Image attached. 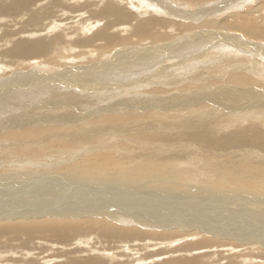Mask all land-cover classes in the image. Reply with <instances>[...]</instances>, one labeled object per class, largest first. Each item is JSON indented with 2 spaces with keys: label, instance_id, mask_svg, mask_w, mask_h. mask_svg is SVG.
Segmentation results:
<instances>
[{
  "label": "rangeland",
  "instance_id": "374dc122",
  "mask_svg": "<svg viewBox=\"0 0 264 264\" xmlns=\"http://www.w3.org/2000/svg\"><path fill=\"white\" fill-rule=\"evenodd\" d=\"M116 1L125 3L121 0H116ZM207 1L210 4H214L217 1L219 2L220 0H204V1H199V3L193 2L191 0L188 2L189 6H186L185 4H180L179 2L176 3L174 1L173 5L175 9L177 8L176 10L185 11L186 9H190L192 7H195L196 5L202 7V3ZM22 2L23 0H0V6L5 8L7 5V8L4 11L0 12V81L1 83L4 81L7 82L8 86L12 84L13 85L17 84L18 87L22 86V83L20 81L25 80L26 84L31 82L32 88L35 87L33 89H36L38 86V89H36L37 90L36 93L38 95L35 94L34 97L30 98V99L33 98L32 100L28 99L29 101L27 99L21 98L22 102L17 103V105H14V108L16 110L14 112L12 111L13 112L12 114H15L12 117V119H10V117L8 116L10 114L8 115L2 114L3 116L0 117V165H1L0 180L4 178V180L1 183L2 187H0L1 210L2 207L7 208V211H9V209L11 208H16L18 210L19 208L21 210H25L26 208L28 210H32L34 207H29V206L31 204H34V202L38 198L40 200H43L40 204L43 205H46L47 203L52 204L54 201H56V199H60L63 197L61 192L59 193V191H57L55 193H52V195L49 193L43 196V193L40 192V189H38L37 193L41 196L37 197L30 195L29 191L30 190L34 191V187H39L38 185L42 184L43 179L46 180V178L51 182V185H54L56 183L55 178L57 179V176H61L63 177V179L68 181H73V179L76 180L77 178L76 173L78 170L84 172L83 175H85L87 181L81 182L84 181V179L78 177L77 178L78 182L73 181L75 184L91 186L93 181H96L91 179L95 178V179H99L97 180L98 182H104L107 185H111L109 187L106 186L103 189H99L100 191H102L101 194H103L104 192L111 193L113 187H116L118 189L131 192L133 196L142 195L143 193L139 190V186H138L139 184L138 183L133 184L136 181L131 177H134V175L138 177H141L143 174L145 175L143 171L144 169L148 168L146 166L148 164L156 165L155 163L158 162V165L160 166V168H162L165 171V174L167 176L170 177L171 174H173L174 176L177 175L178 179L175 178L174 181L172 182L169 181V182L161 183L158 182L159 180H156L157 179L156 176L149 177V175L147 174V178L146 175L145 176L143 175L144 177L142 176L141 178H139V182L146 181V183L150 186L149 189L152 188L151 190H156V193H158V195L162 192V195L165 197V199L167 198V201H163L164 203H167L169 201V203L172 205H176L178 203L181 206L183 204L181 207L184 206L183 209L186 210L188 207L191 206V202L188 201L189 199L193 201L197 200L201 203L202 208L205 209V210L202 209L203 211L201 210L202 212H199V214L202 213L204 214L205 213L204 211H206L205 214L209 215V217L210 214L211 216H214L217 219H221L225 217V219L223 220L236 222L235 224H233V227H252V228L260 227V226L264 227V222H263L264 213H262L264 212L263 211L264 192H259L256 189H249V188L248 189L245 188V190L240 187H239L240 189L231 188L232 186L238 187V184H234L231 182L226 183V181L223 183L222 187L220 188L213 187L211 186L210 183V181L211 182L218 181L216 172L211 171L210 169L218 165L225 166L228 163H233L238 166H242L243 164L250 165L248 171L246 172L241 170L239 171L238 175L242 177V179H240L239 182H243L250 176L256 174H259L261 177H264V144L261 143V141L264 140V133L260 132V145L263 146L253 147L247 145L245 148L248 149L249 152L246 153L245 151L244 153L240 152V154L236 152H234L235 154L231 153V151L234 150L235 148L226 149L221 153L217 145L218 143H221L229 135H231L232 140L235 143H237L240 139V133L242 132L247 136H251L253 134L252 129L259 127V129H262L264 131V117L260 116V112H264V107H263L264 94L261 93V89H264L263 86L264 79L261 77V75L247 71L248 76L254 78L256 82H254L253 86H247L242 88V92H247V90L250 88L249 90H252L254 92L259 91V95H257V93L255 92L250 95L248 94L246 98L245 95L247 93H241L240 96L237 98V100L235 98V100L233 101L234 91L238 87H234L232 86V83H228L229 81L226 77L219 76V71H221L222 61H219L216 64L218 65L216 67L217 69L216 68L214 69V71H217L218 73L214 71H209L207 69L206 71L204 68L205 62H202L203 60L205 61L206 59H208L207 54L213 50H214V54L212 53L213 56L221 57L222 55L223 57L225 55V51H223L221 48H217V49L214 48L211 50L200 49V51L193 50L192 52L196 53L197 55H200L199 53L203 52L201 54H203L204 57L193 63L192 68L191 65L188 64L186 65V67H184L185 65L182 63L187 62L186 60H181L180 62L179 59L172 58L171 55L173 53V49L172 50L170 49V52H167V56H165V54L162 53V51L161 52L158 51L155 53L156 54L160 53L159 54L160 56H156L155 54L156 58L154 57H153L154 59L149 58L151 60L157 59V64L159 63L158 68L157 65L155 64L156 67L152 66L150 67L151 68L150 69L149 66H146L147 65L146 62L141 63L140 64L141 66L135 64V62L138 59L137 54L141 51L144 52L145 50H147V48L150 47L151 44L149 42L150 39H145L141 37V39L138 41L132 40L126 42L121 46L125 49V51L122 52V55H124L123 59H125L123 61L124 65L126 63H133L136 60L132 64L133 69L127 70L128 72L126 73L127 76L125 79L126 82L124 80L122 82H118V84H116L118 86H115L113 82H109L107 88H105L108 91L104 92L103 94L97 90H89V89L74 91L73 93L74 95H72V97L69 98L68 91H66L65 89L62 90L61 88H65V87H63V85H60L65 82L70 83V81H67L69 80V78L65 74L64 76H66L67 78L61 79L64 80L63 82H61V80L57 78L56 80L55 79L56 71L59 70L62 71L64 69V71L66 70L68 72L69 71L68 68H70L72 72H77L81 75H85L86 73L80 71L84 70V68L86 67H87L86 69H91V66L98 65L103 61L107 62L108 59L110 58L109 56H112L111 54L116 53L115 51L120 49V45L112 49H110L109 48L110 45H108L109 48L108 51L106 47L108 41L102 43L101 40V41H97L96 43L93 42V44L87 45L83 48H73L74 50H70L69 53V48H71L74 45L73 42L76 41L77 38L85 40V38L91 37L94 34V32L104 27L103 24L107 22V19L109 17L117 19L118 16L116 14L109 16L108 13H99L98 11H96L102 8L103 5H106L108 2L111 3L112 0H32L28 5L19 7L18 5H20ZM83 3H87V5L85 6L81 5ZM127 4H126V8L122 9L123 12L130 10L132 12H135L134 13L135 15L139 14L140 16L136 17V19L137 18L143 19L147 17V14L146 12H144L145 11L144 9L138 10L136 7H133L130 3L127 2ZM37 9H40L41 11L44 10L47 12V16L45 17V20H42L43 22L34 21L33 12ZM74 9L76 10L75 14L74 11H72ZM238 12L241 13L242 15H246V14L249 15V18H251L255 23L262 25L264 23V0L254 1V3L243 4L241 8L237 7V9L226 8L225 10L220 11L219 18L221 20H224L226 19L225 17L226 15L233 14V16H237L238 21H241L240 20L241 17L236 15ZM153 14H155V12H153ZM163 18H165L167 22L171 23L169 26V31L171 32L169 36L171 38L170 40H168L169 39L168 36L165 41L168 40L171 41V43L174 42L176 43L178 39H180L178 41H184L187 38L186 37L188 33L187 31L192 29L190 27L187 28L186 27L187 25L198 24V23L202 24V22L205 21L204 20L205 18L206 20H208V18L210 17H208L207 15V17L205 18L204 17L201 18L200 21H192V22L185 21L184 19L181 20L179 17H175L172 15L168 17L167 15H165V17ZM137 20H138L137 22L140 21V19ZM88 21H91L90 25H92V27L89 28L88 31H85L82 29V27L87 26L86 22ZM123 23L124 22L118 23L116 26L110 29V32L112 33L115 30L116 31L115 34H118L120 36L121 35L125 36L126 34H128V31L126 33L125 30L120 29L119 27V24H123ZM129 23L130 22H127L125 26H129L131 28V25ZM218 24L220 25L219 27L213 26L206 28L204 27L205 25L204 24L202 25L203 27H200V29L197 28L191 31L204 30L207 33L208 31L212 30L211 32L214 35L213 37L214 39L212 41L214 45L217 42V40H220L219 43L225 41L223 43L224 45L225 43L231 45V43L234 42L232 36L246 37L249 39L251 44L252 41L261 45L264 44V40L262 38L248 36L247 32H245V30L243 29L239 28L240 31L233 29L230 30L227 27H223L224 23L222 25L220 23ZM180 28H183L184 30ZM33 31H37V32L34 34L30 33ZM22 38L23 39L28 38L27 40L31 39V41L39 40V42L50 43L52 45V50H55L56 47L64 46L68 48V50L63 52L65 54L64 56H66L67 59H69L70 57L71 60L69 63H64L63 61L66 59V57H62V60L60 59V55H62L63 53L60 54L59 56H56L55 54H53L54 52L50 55L51 57L54 56L50 62L41 61L42 59L48 56L43 53H40L38 55L26 53L23 56H21V54H17L18 56H16L15 54H12L13 52H11L13 49L12 44L16 40ZM158 43L161 44V42ZM210 43L212 42L210 41L209 43H205L203 47L209 48L211 45ZM99 45L105 47V48L103 47V49L100 50V51L104 50L103 52H100V54H98ZM127 46L131 47V50ZM125 47L128 49H126ZM9 48L11 51H9ZM135 48L136 50H134ZM113 49H115V51ZM126 50L127 53L130 55L126 53ZM261 52H262V47L260 50L256 51V54H261ZM66 54H70L71 56H67ZM175 56L179 57V54L177 53L175 54ZM241 58L242 59L238 58L237 61L239 60L241 62L245 61L246 58L248 59V55L247 57L245 55H241ZM162 59H164V61ZM158 60L161 61L158 62ZM233 60H231L230 62H232ZM20 61L23 63L18 64L21 63ZM51 63L54 66H51ZM46 64H48L49 70L48 68L45 67ZM138 66L139 68H137ZM181 67L184 69L182 70ZM185 68L187 69V71L185 70ZM196 68H199L198 72L194 70L196 71V73L193 72H191V74L187 73L188 70L191 71ZM168 69H170L171 71L173 69H176L177 71H172V73H174L177 76V78L173 80L168 79L162 81L161 79L163 77L160 76V73L165 72ZM199 71L201 76L204 75L203 77H209V78L203 81L202 79L195 80V75L198 74ZM202 71L204 72L202 73ZM236 71L238 73L243 72V70H236ZM236 71L233 70L234 76L238 75ZM154 72H158V73H156V75L153 76ZM178 73L181 74L179 75ZM74 75H76V73H74ZM146 75L148 77H150L149 75H152V77L148 79ZM143 78L145 79V82L147 80V82L144 84H143L144 81H142ZM261 79L262 82L260 81ZM78 80L79 79H74V81H78ZM155 80L156 81L161 80V81H159L158 83ZM223 80H225L226 82L225 81L223 82ZM219 81H220V85H217L219 84ZM168 82L169 84H167ZM1 83H0V98L2 99L4 97H8L10 94H8L9 91L5 89L6 86L3 88L1 86ZM42 84L44 86H47L48 88L50 87L52 91L48 89L39 90L41 89L39 87ZM216 86L217 89L218 87L221 86H223L222 89L223 88L224 89L221 90V94L219 95V98L206 99L205 104L207 106L201 105V103H197L193 105L189 103L182 104L181 97L183 95H184L183 99H186L191 102L198 96L199 93H204L209 90H212ZM52 87L54 89H52ZM229 88L230 90H228ZM118 89L119 91H117ZM111 90L114 92L117 91L118 94H114V92H111ZM12 94H14V92H12L11 95ZM44 95L45 98L47 96L46 99L43 98ZM121 98L123 99L122 101H120ZM173 98L175 99L174 101H172ZM35 99L37 101H35ZM229 99L231 101H229ZM157 100L166 101V102H158ZM256 100H258V102L261 103H258ZM180 101L181 104L178 103ZM215 101H218L217 105L218 104L221 105L217 106L215 104ZM254 101L259 105H257ZM21 104L24 105L26 104V106L25 107L23 106L21 108L20 107ZM152 104L158 107L156 109L159 111L156 110V112H154L156 114L154 113L152 114L151 110H149L151 109L150 105ZM227 104H229L230 106ZM114 106L118 108L116 109ZM224 106L227 107L225 108ZM231 106H233L234 108L232 107L233 108L232 109ZM113 107L115 110H111V108ZM257 107L263 110H256V109L253 110L254 108ZM97 108H99V110H97ZM136 109L137 111L139 109H144V110H149L150 112L148 111L146 113L145 112L141 114L139 113V115H137L135 114ZM212 109L213 111H211ZM230 109L231 111H229ZM21 112L22 113L24 112L25 116H23ZM254 117L256 120L254 119ZM207 120L210 121L206 122ZM209 123L211 124L213 123V124L211 125ZM214 125L215 128H213ZM203 129L205 132L203 131ZM215 132H217V134ZM159 133L163 134V136L158 137L157 135ZM5 134L7 135L5 136ZM8 134L11 135L8 136ZM195 137H200L204 143L210 145L209 146L203 145L202 143L198 142L195 139ZM178 146L181 148H179ZM178 148L181 151L178 152L177 151ZM257 149L259 151V152L257 151L258 153L255 152ZM247 153L249 154V156L247 155ZM13 155L15 156V158ZM251 155L254 156L253 159ZM220 156L221 159L215 158ZM241 157L243 159H241ZM20 159L21 160L24 159L25 160V161L23 160L24 163L20 161ZM215 159H217L218 163L215 161ZM9 160L11 161V163ZM18 160L19 162L23 163L21 164V166L18 165L19 164ZM6 162L8 164H6ZM160 162L164 167L160 164ZM15 165H18L21 168L17 166L15 167ZM28 167H31V169L35 170L37 173L29 172L27 174L24 171L25 170L24 168H28ZM51 167L55 169V172L49 170ZM68 170L69 172L71 171L70 173L72 180H70L69 177H67L70 176ZM65 171L68 174L66 173L64 174ZM74 171L76 176L73 175ZM101 171L103 172V174ZM205 171L207 172L206 174ZM33 175H37L36 178H31ZM38 175L40 176L43 175L42 181L40 178H38ZM205 175L207 177H205ZM208 175L212 177H209ZM191 177H193V179H191ZM222 179L223 178L221 177L220 180ZM14 180L17 182L16 185H14L15 184ZM203 182H205L206 184ZM4 183H6L8 187L10 186L15 188V194H16L15 196H12L14 195L13 193L8 192L10 190H7V187L3 185ZM60 183L68 185L67 182L65 181L62 182L59 180L58 187ZM165 183L168 184L169 186L172 185L174 187L167 191L166 190L161 191L159 187H161L160 185H163ZM24 185H28L27 188L29 190H25V192L27 193L24 192L25 189ZM74 187H76V185H74ZM91 187H96V186H91ZM20 189L23 190L21 191ZM60 189L63 188L61 187ZM118 189H115L113 193V195H115L116 197H120L123 195L120 194L122 192L118 191ZM208 193L212 196H215V198L216 196H222V197H228L229 199L220 200V203L218 204H217V200H214L215 202L211 204L203 205L204 202L201 201L208 202V200L209 201L213 200V198L209 197ZM224 193H226V196L224 195ZM25 194H27L28 196ZM236 196H238L239 198ZM15 197L20 202H22L19 203V205L22 206L25 203V206L27 207L22 209V207L20 206L19 207L14 206L13 203L17 201L16 199H14ZM183 198H185L186 200ZM10 201L13 202L11 205H10ZM94 202L97 201L94 200ZM227 203L231 206L227 205ZM236 203L237 205H235ZM160 206H164V205H160ZM117 208L121 209V207H117ZM155 208L158 209L156 205ZM114 209L116 211V207H113L111 209L107 208L105 209V211L107 212L114 211ZM7 211H5V213ZM89 211H92V209H90ZM72 212H79V214L86 213V211L82 212L78 210H70L67 212V214H70ZM94 212L98 214L100 211H94ZM94 212H93V216L91 217L96 219H90V220L89 219L87 220V218H91V217H88V215L86 214L81 215L83 217L81 216L72 217L71 215L74 214H71L70 216L66 215L68 219H64L65 217H59L58 220L69 222V225L67 227H70L71 225V227L77 226L78 228L79 223L82 226V228L81 227H79L78 229L75 228V230L69 228L68 232H66L67 231L66 228L65 229L60 228V230L62 229L60 232L56 230L49 231V229L46 230V232H44L35 228L25 229L24 227L22 228L10 227L9 229H7V231L2 232L3 227H0V264H31L32 262H34V259L37 260V261L35 260L36 262H34L36 264L39 263L53 264V262L56 264H100L101 261L102 264H111V263L112 264H162L164 262H165L164 264H168V263L169 264L170 263L171 264H194V263L195 264L196 263L197 264H264V240H262V238H264V235H260V236L255 235L251 240H249V242H252L253 244L256 245H246V242L239 241L236 238L237 235H239L238 231H233L232 233L231 231H227V232H223L222 234H224L228 238H223V240L221 241L217 240L218 241L217 243L216 242L212 243V245L209 244V246L205 245L204 243L201 244L202 238L198 237L195 242H198L197 245L201 249H199L196 246L194 248L191 247L192 249L191 250L189 248L191 245L189 242L192 239L196 238L194 237L195 234L209 238H222L219 237V235L214 230L208 231L207 229L204 228L205 226L210 224L209 221L201 222V227L197 226V227H193L195 229L189 230L193 232H189L187 228H185L184 230L179 231L182 233H178L176 235H172V232H174L173 229L175 227H178V225L176 226L169 225L167 227H174V228H171V230L163 231L162 228H159L161 226L158 225H153V226L144 225L147 227H143L138 223L132 225L131 223H127L126 221H123L122 222L123 226H134L143 231L141 232V235L133 234L132 232L130 236L126 234L127 235L126 237L108 231L107 227L108 226L110 227V224H106V222L102 220L103 218H107V215L101 217L99 215H96ZM205 214L204 216L207 217V215ZM47 215L48 214L46 215L42 214L39 217L40 219L43 218V220L52 218V217H46ZM153 216H155V214L154 215L152 214V217ZM231 217L234 218L231 219ZM77 218H81V219H77ZM19 219L24 222H27L29 220L26 217L14 218L11 216L10 217L7 216L6 219H0L1 220L0 224L5 223V225H11ZM260 219L263 221H261ZM243 222L244 223L247 222V224H244ZM112 223L119 226L118 223H114V222ZM257 224H259V226H257ZM17 229L19 230V232ZM33 229L37 231L35 232ZM228 229H235V228H228ZM20 231L23 232L24 234L20 233ZM62 232L64 233L63 234L64 238ZM66 235L67 237H65ZM84 236H86V238ZM97 236H99V238ZM108 238L109 239L111 238L110 242ZM143 241H145L146 243ZM72 242L74 243V245ZM99 242L103 244H100ZM118 242H120L121 244ZM106 243L110 245H107ZM114 243L115 244L118 243V244L115 245ZM153 244L155 246H153ZM186 244H188L189 246L187 247ZM72 246L75 247L72 248ZM185 246L187 250L188 248L190 249L189 251H191V253L186 250ZM245 246H254L259 250V252L255 248L245 247ZM94 247L98 248V250ZM211 247L212 248L214 247V249L217 248V251L213 250ZM243 247L245 248L243 249ZM250 249L257 252V254H254L252 251H250ZM178 250H180V252ZM176 251L177 254H180L181 252L182 253L180 255H177L176 257ZM185 251L187 252L185 253ZM80 252H82L83 254ZM194 252H196V254ZM107 253L108 255H104ZM168 253H171L172 255ZM188 253H190L191 255ZM238 253H242V254H239L238 256ZM192 254L195 255V256L193 255L194 256L193 258H192ZM183 256L185 257L183 258ZM244 256L254 257V259H252L253 260L252 262L245 261ZM112 257H114L113 258L114 260L112 259ZM185 258H188V260ZM38 259L40 261L39 263H37ZM196 259L198 260V262ZM171 260L172 262H170ZM181 260L183 263L181 262Z\"/></svg>",
  "mask_w": 264,
  "mask_h": 264
},
{
  "label": "bare ground",
  "instance_id": "6f19581e",
  "mask_svg": "<svg viewBox=\"0 0 264 264\" xmlns=\"http://www.w3.org/2000/svg\"><path fill=\"white\" fill-rule=\"evenodd\" d=\"M32 0H23V2L18 5L19 7L20 6H25V5H28ZM125 3H121V2H117L116 0H112L111 3H107L106 5H103L102 8L96 10L98 11L99 13H108L109 16H112L113 14H116L118 17L117 19L115 18H111L109 17L107 19V22H105L103 24V28L99 29L98 31L94 32V34L91 36V37H88V38H85V40L83 39H79L77 38L76 41L73 42V46L71 48H69V53H70V50H74L73 48H83L87 45H91L93 44V42H97V41H101L102 40V43L103 42H107V49L109 51V48L112 49L114 47H117L120 45V49H118L117 51H115V49H113L116 53H113L111 54L112 56H109L110 58L108 59L107 63L106 61H103L101 62L100 64L98 65H95V66H91V69H86L84 68V70L80 71V72H84L86 73L85 75H81L77 72H72L70 68L69 71L67 72L66 70L64 71V69L61 71H56L55 73V79H64V78H67L66 76H64L65 74L68 76L69 80L67 81H70V83H63V84H60V85H63V87L65 88H61L62 90H66L68 91L69 95L68 97H72V95H74V91H78V90H85V89H89V90H97L99 91L100 93H104V92H107L108 90H106L105 88H107L108 86V83L109 82H113L115 84V86H118L116 84H118V82H122L123 80L125 81L126 79V76H127V70L128 69H133L132 68V64L136 61H134L133 63H126L125 65L123 64V61L125 59H123L124 55H122V52L125 51V49L123 47H121L123 44H125L126 42H129V41H138L141 39V37L145 38V39H150V47L147 48V50H143L145 48H143L142 50L144 52H137L138 54V59L137 61L135 62V64H138L140 65L141 63H147L146 66H149L152 67H156L155 64L157 65V68H158V64H157V59L156 60H151L149 58H156V56H160L158 53L156 54L155 52H158V51H162V53L165 54V56H167V52H170V49L172 50L173 49V53L171 55L172 58H176V59H179V61L181 62V60H186L187 62L185 63H182L184 64L186 67V65H191V68L193 66V63H195L197 60L199 59H202L204 57L203 52L199 53L200 55H197L196 53H193L192 51L193 50H198L200 51V49L202 50H206V49H214V48H221L223 51H225V55L222 57H215L212 55V53L214 54V50L213 51H210L207 55H208V59H206L205 61L203 60L202 62H205V70H209V71H214V69L218 66L216 65L219 61H222V66H221V71H219V76L220 77H226L228 79V83H232V86L234 87H238L236 88V90L234 91V97H233V101L237 100V98L240 96L241 93H247L245 95V97L247 98V95L249 94H252V93H257V95H259V91H252V90H247V92H242V88L243 87H247V86H253L254 85V82H256V80L254 78H251L248 76V72H253L255 74H259L261 75V77L264 79V44H258L254 41H252V44L250 43L249 39L246 38V37H242V36H232L233 37V41L231 43V45H229L228 43H225V45L223 44L225 41L223 42H220V40H217V42L215 43V45L213 44V33L211 31H208L207 33L204 31V30H196V31H191V30H195L197 28L200 29V27H203L202 25H204V27H219L220 25L218 23H220L221 25L224 23V26L223 27H227L228 29L230 30H239L240 29H243L245 30V32H247L248 36H253V37H260L264 40V23L262 25H259L257 23H255L251 18H249V15H242L241 13H237L236 15L240 16V20L241 21H238V18L237 16H233V14H228L226 15V19L224 20H221L219 18V14H220V11L222 10H225L226 8L228 9H237V7H240L243 5V4H246V3H254V1H259V0H220L219 2L217 1L216 3L214 4H210L207 2H203L202 3V7H205V8H202L198 5H196L195 7H192L190 9H186L185 11H178L174 8V5H173V2L175 1L176 3L179 2L180 4H185L186 6H189V1L191 0H121ZM193 2H196V3H199V1H204V0H192ZM130 3L133 7H136L138 10H142L144 9L143 11L146 12L147 14V17L146 18H137V19H140L139 22H137L138 20L136 19V17H139L140 15L137 14L135 15L134 13L135 12H132L130 10H127L125 12L122 11V9H125L126 8V4ZM93 3V2H92ZM4 5V4H3ZM83 6L87 5V3H83L81 4ZM129 5V4H127ZM130 5V6H131ZM177 5V4H176ZM7 8V5L6 7H2L0 6V12L4 11L5 9ZM200 9V10H199ZM206 10V11H205ZM74 11V14L76 13V10H72ZM95 11V10H94ZM130 11V12H129ZM153 12H155V14H153ZM247 12V11H245ZM249 14V13H248ZM165 15L168 16H175V17H179L181 20L184 19L185 21H188V22H192V21H200L201 18H205L207 17H210L208 18V20H206V18L204 19L205 21L202 22V24H189L187 25L186 27L187 28H192L190 30H188L187 32V35H186V39L184 41H178L180 39H176L177 42L174 44V43H171V41H168L170 40V34L171 32L169 31V26L171 23L167 22V20L163 17H165ZM47 16V12L44 11V10H40V9H37L33 12V18H34V21L36 22H43L42 20H45V17ZM134 18V19H133ZM172 18V17H171ZM174 21V20H173ZM121 22H124L123 24H119V27L120 29H123L125 30V32L127 33L128 31V34H126L125 36L123 35H118V34H115V30L111 33L110 32V29H112L114 26H116L118 23H121ZM127 22H130L129 24L131 25V28L129 26H125L127 24ZM87 23V26H83L82 29L85 30V31H88L89 28L92 27V25H90L91 21H88L86 22ZM226 24V25H225ZM181 26V25H180ZM56 27V26H55ZM173 28V27H171ZM180 29H183V28H180ZM179 29V30H180ZM223 29V28H222ZM184 30V29H183ZM169 31V32H168ZM240 31V30H239ZM37 31H33V32H30L32 34L36 33ZM174 32V31H173ZM184 32V31H183ZM240 35V34H239ZM169 36V39L167 41H165L167 39V37ZM229 37V36H228ZM142 38V39H143ZM28 38L26 39H18L16 40L15 42H13L12 46H13V49L12 51L10 50L9 48V51L13 52L12 54H15L16 56H18L17 54H21V56H23L24 54L28 53V54H40V53H43L45 55H48L46 58L42 59L41 61L42 62H50L52 60V58L54 57H51L50 55L53 53L55 54L56 56H59L60 54H62L64 51L68 50V48L62 46V47H56L55 50H52V45L50 43H44V42H39V40H36V41H31L30 40H27ZM216 39V38H215ZM218 39V38H217ZM253 40V39H252ZM175 41V39H174ZM212 42L210 43V47L209 48H205L203 47V45L205 43H209V42ZM158 42H161V44H159ZM229 42V41H228ZM261 42V41H260ZM109 43V44H108ZM148 43V42H147ZM230 43V42H229ZM106 44V43H105ZM146 44V43H145ZM108 45L109 48H108ZM148 45V44H147ZM173 46V47H172ZM219 46V47H218ZM104 46H101L99 45V52L98 54H100V52H103L104 50L100 51L101 49H103ZM130 50H131V47L127 46ZM159 47H162V48H159ZM262 47V52L261 54H256V51L257 50H260ZM12 48V47H11ZM105 48V47H104ZM123 48V50H122ZM126 48V47H125ZM126 48V49H128ZM133 48V47H132ZM137 48V47H136ZM136 48L134 50H136ZM159 48V49H158ZM139 50V48H138ZM113 51V52H114ZM216 51V50H215ZM82 52V51H81ZM136 52V51H134ZM153 52V53H152ZM50 53V54H49ZM90 53V52H89ZM126 53H127V50H126ZM179 54V57H176L175 54ZM216 53V52H215ZM223 53V52H222ZM221 53V54H222ZM27 54V55H28ZM93 54V53H92ZM110 54V53H109ZM125 54V52H124ZM128 54V53H127ZM126 54V55H127ZM156 54V56H155ZM14 55V56H15ZM65 54L63 53L62 55H60V59L62 60V57H66L64 56ZM67 56H71L70 54H66ZM130 55V54H128ZM127 55V56H128ZM231 55V56H230ZM233 55V57H232ZM241 55H245L247 57L248 55V59L246 58L245 61L240 62L237 61L238 58L239 59H242L241 58ZM20 56V55H19ZM55 56V57H56ZM133 56V55H132ZM83 57V56H82ZM126 57V56H125ZM131 57V56H129ZM207 57V56H206ZM134 58V57H133ZM153 58V59H154ZM158 58V57H157ZM167 58V57H165ZM234 59V60H233ZM70 57L69 59H66L63 61L64 63H69L70 62ZM127 60V59H126ZM134 60V59H133ZM133 60H130V61H133ZM164 61V59H162ZM166 60V59H165ZM231 60H233L232 62H230ZM244 60V59H243ZM68 61V62H67ZM73 61V60H72ZM161 61V60H160ZM158 60V62H160ZM162 61V62H163ZM178 61V62H179ZM21 62V61H20ZM224 62V63H223ZM23 62L21 63H18V64H22ZM25 63V62H24ZM211 65H209V64ZM37 64V63H35ZM34 64V65H35ZM177 64V62H176ZM63 65V64H61ZM181 65V64H180ZM204 65V64H203ZM216 65V66H215ZM51 66H54L52 63H51ZM135 66V65H133ZM137 66V65H136ZM141 66V65H140ZM220 66V65H219ZM46 68H48L49 70V66L48 64L45 65ZM44 67V69H45ZM166 67V66H165ZM178 67V66H177ZM180 67V66H179ZM183 67V66H182ZM181 67V68H182ZM196 67V66H194ZM37 68V67H36ZM89 68V67H88ZM139 68V66L137 67ZM167 68V67H166ZM169 68V67H168ZM174 68V67H172ZM180 68V69H181ZM200 68V67H199ZM199 68H196V69H193L191 71L188 70L187 73L191 74V72L193 73H196V71L198 72ZM56 69V68H55ZM151 69V68H150ZM153 69H156V68H153ZM162 69V68H161ZM165 69V68H164ZM184 68H182L183 70ZM217 69V68H216ZM58 70V69H57ZM138 70V69H137ZM141 70V68H140ZM185 70L187 71V69L185 68ZM196 70V71H194ZM204 70V69H203ZM206 70V71H207ZM233 70H243V72H240L238 73L236 71V73H238L237 76H234V73H233ZM159 71V70H158ZM163 71V70H161ZM172 71H177L176 69H173ZM172 71L170 69H168L167 71L165 72H162L160 73V76L163 77L161 80L164 81V80H168V79H176L177 76L172 73ZM178 71H181V70H178ZM42 72V71H41ZM66 72V73H65ZM142 72V71H141ZM149 72V71H148ZM204 71H202L203 73ZM214 72H217V71H214ZM64 73V74H63ZM74 73H76V75H74ZM135 73V72H134ZM156 73L158 72H154L153 73V76L156 75ZM212 73V72H211ZM218 73V72H217ZM32 74V73H31ZM138 74V73H137ZM179 75L181 73H178ZM215 74V73H214ZM28 75V74H27ZM47 75V74H46ZM49 75V74H48ZM130 75V74H129ZM144 75V74H143ZM229 75V77H228ZM14 76V75H13ZM20 76V75H19ZM25 76V75H24ZM133 76V74H132ZM145 76V75H144ZM147 76V75H146ZM150 77H152V75H149ZM200 76V77H199ZM204 75H200V71L198 74L195 75V80H199V79H202L205 80L209 77H203ZM10 77V76H9ZM21 77V76H20ZM142 77V76H141ZM148 77V76H147ZM148 77V79L150 78ZM219 77V78H220ZM255 77V76H254ZM135 78V77H134ZM133 78V79H134ZM225 78V79H226ZM56 79V80H57ZM74 79H79L78 81H74ZM216 79V78H215ZM17 80V79H15ZM29 80V79H28ZM159 80V81H161ZM211 80V79H210ZM59 81V80H58ZM64 80H61V82H63ZM138 81V80H137ZM143 84L147 82H145V79L143 78ZM156 81V80H155ZM159 81H156L159 83ZM225 80H223L224 82ZM258 81V80H257ZM262 82V79L260 80ZM22 83V86L21 87H18L17 84L15 85H9L7 84V82H2L0 81L1 83V86L4 88L5 86V89L8 90V94H10L8 97H4V98H0V117H2L3 115L2 114H10L8 115L10 117V119H12V117L15 115V114H12L16 109L14 108V105H17V103H21V98H24V99H30L31 97H34L35 94H37V90L38 89V86L36 89H33L35 87L32 88V83H25V80L23 81H20ZM126 82V81H125ZM136 82V81H135ZM214 82V81H213ZM226 82V81H225ZM264 82V81H263ZM10 83V82H9ZM12 83V82H11ZM25 83V84H24ZM212 83V82H211ZM113 84V85H114ZM121 84V83H120ZM169 84V82L167 83ZM46 85V84H45ZM112 85V86H113ZM146 85V84H145ZM217 85H220V81H219V84ZM260 85V84H259ZM262 85V84H261ZM20 86V84H19ZM52 86V85H51ZM123 86V85H122ZM256 86V85H255ZM264 86V84H263ZM67 87V88H66ZM102 87V88H101ZM207 87V86H205ZM223 86L221 87H218L217 89V86L215 88H213L212 90H209L207 92H204V93H199L198 96L193 100V101H188L186 99H183L184 95L181 97V101H182V104H197V103H201V105H206L205 104V100L206 99H210V98H219V95L221 94V90ZM226 87V85H225ZM231 87V86H230ZM41 89L39 90H42V89H48L50 91H52L50 89V87L48 88L47 86H44L43 84L39 87ZM101 88V89H100ZM122 88V87H121ZM232 88V87H231ZM261 88V87H260ZM52 89H54L52 87ZM117 89V88H116ZM114 90V89H113ZM121 90V89H120ZM230 90V88L228 89ZM232 90V89H231ZM244 90V89H243ZM119 91V89L117 90ZM114 92L111 90V92H114V94H118V92ZM225 91H226V88H225ZM245 91V90H244ZM14 92V94L11 95V93ZM55 92V91H54ZM214 92V93H213ZM224 92V91H223ZM222 92V93H223ZM229 92V91H228ZM4 93V92H3ZM213 93V94H212ZM261 93L264 94V89H261ZM227 94V93H226ZM231 94V92H230ZM263 94H260V95H263ZM5 95V94H4ZM38 95V94H37ZM2 96V95H1ZM223 96V95H221ZM122 97V96H121ZM263 97V96H262ZM36 98V97H35ZM44 99L45 98V95L43 97ZM165 98V97H164ZM163 98V99H164ZM167 98V97H166ZM176 98V97H175ZM179 98V97H178ZM221 98V97H220ZM260 98V97H259ZM33 99V98H32ZM30 99V100H32ZM40 99V98H38ZM162 99V97H161ZM123 99L121 98L120 101H122ZM166 100V99H165ZM175 99L173 98L172 101H174ZM261 100V99H260ZM264 100V99H263ZM29 101V100H28ZM35 101H37L35 99ZM39 101V100H38ZM158 102H166V101H159L157 100ZM181 101L178 102L181 104ZM211 101V100H209ZM229 101H231L229 99ZM253 101V100H252ZM258 102V100H256ZM169 102V100H168ZM194 102V103H193ZM255 102V101H254ZM39 103V102H37ZM177 103V102H176ZM218 101H215V104L217 105ZM221 103V102H219ZM234 103V102H233ZM256 103V102H255ZM258 103H261V102H258ZM263 103V102H262ZM257 104V103H256ZM170 105V104H169ZM218 105H221V104H218ZM217 105V106H218ZM224 105V104H222ZM229 105V104H227ZM232 105H235V104H232ZM259 105V104H257ZM25 107L26 104H21L20 107ZM122 106V105H121ZM151 106V112L152 114L154 112H156V108H158L157 106H154L153 104L150 105ZM149 106V107H150ZM177 106V105H176ZM207 106V105H206ZM230 106V105H229ZM239 106V105H238ZM241 106V105H240ZM261 106V105H260ZM263 106V105H262ZM116 108V106H114ZM113 108H111V110H115ZM219 107H222V106H219ZM225 108L227 106H224ZM223 107V108H224ZM233 106H231L232 108ZM236 107V106H235ZM244 107V106H243ZM249 107V106H248ZM246 107V108H248ZM264 107V106H263ZM118 108V107H117ZM116 108V109H117ZM224 108V109H225ZM230 108V107H229ZM234 108V107H233ZM232 108V109H233ZM245 108V107H244ZM252 108V107H251ZM250 108V109H251ZM146 109V108H145ZM160 109V108H159ZM236 109V108H235ZM263 110V109H260L259 107L257 108H254L253 110ZM97 110H99V108H97ZM149 110H144V109H139L137 111L136 109V112L135 114L139 115V113H146L148 112ZM222 110V109H221ZM226 110V109H225ZM245 110V109H244ZM13 111V112H12ZM159 111V110H157ZM213 111V109L211 110ZM210 111V112H211ZM231 111V109L229 110ZM234 111V110H233ZM236 111V110H235ZM246 111V110H245ZM150 112V111H149ZM22 113V112H21ZM133 113V112H131ZM234 113V112H233ZM23 116H25L24 112L22 113ZM149 114V113H148ZM156 114V113H154ZM212 114V113H211ZM210 114V116H211ZM231 115V114H230ZM234 115V114H232ZM88 116V115H87ZM260 116L264 117V112H260ZM8 117V118H9ZM148 117V116H147ZM259 118V117H258ZM7 119V118H6ZM5 119V120H6ZM255 119V117H254ZM2 120V119H1ZM4 120V121H5ZM8 120V119H7ZM256 120V119H255ZM210 120H207L206 122H208ZM259 121V120H258ZM7 122V121H6ZM13 122V121H12ZM15 122V121H14ZM213 122V120H212ZM3 123V122H2ZM215 123V122H214ZM255 123V122H254ZM211 124V123H209ZM213 124V123H212ZM211 124V125H212ZM252 124V123H251ZM179 126V125H177ZM203 126V125H202ZM207 126V125H206ZM208 127V126H207ZM250 127V126H249ZM203 128V127H202ZM206 128V127H205ZM215 128V125L214 127ZM210 129V128H209ZM202 130V129H200ZM253 131V134L251 136H247L246 134H244L243 132L240 133V139L237 143H235L233 140H232V137L231 135H229L228 137H226L221 143H218V149L221 151H224L226 149H231V148H235L234 150L231 151V153H238L240 154V152L245 153L246 152H249L248 149H246L245 147L247 145L249 146H258V147H261L263 145H260V132L264 133V131L262 129H259L258 128H255V129H252ZM204 131V129H203ZM213 131V130H212ZM199 132V130H198ZM205 132V131H204ZM166 133V132H165ZM194 133V132H193ZM217 134V132H215ZM226 133V132H225ZM14 134V133H13ZM7 134H5L6 136ZM11 135V134H10ZM8 134V136H10ZM212 135V134H211ZM158 137H161L163 136V134L159 133L157 135ZM195 139L202 143L203 145L205 146H209L210 144H206L202 141V139L200 137H195ZM7 140V139H6ZM262 144H264V140L261 141ZM15 146V145H14ZM13 146V147H14ZM176 147V146H175ZM179 147V146H178ZM6 148V147H5ZM181 148V147H179ZM178 148V152L181 151L180 149ZM251 148V147H250ZM252 149V148H251ZM255 149V148H254ZM196 150V149H195ZM248 150V151H247ZM176 151V150H175ZM174 151V152H175ZM251 151H254V150H251ZM258 149L255 151L257 152ZM10 152V151H9ZM9 152H8V155H9ZM259 152V151H258ZM257 152V153H258ZM184 153V152H183ZM254 153V152H253ZM7 154V153H6ZM177 154V153H176ZM189 154V153H188ZM235 154V153H234ZM251 154V152H250ZM4 155V154H3ZM11 155V154H10ZM185 155V154H184ZM183 155V156H184ZM191 155V154H190ZM215 155V153H214ZM247 155L249 156V154L247 153ZM254 155V154H253ZM14 156V155H13ZM217 156V155H216ZM239 156V155H238ZM244 156V155H243ZM252 156V155H251ZM191 157V156H190ZM254 156H252V159H253ZM13 158V157H12ZM15 158V156H14ZM215 158H219L221 159V156L220 157H215ZM247 158V157H246ZM217 159H215V161L217 162ZM239 159V158H238ZM241 159H243L241 157ZM24 160V159H23ZM20 159V161H22L24 163V161ZM200 160V159H199ZM10 161V160H9ZM8 161V162H9ZM16 162V161H15ZM19 162V160H18ZM220 162V161H219ZM11 163V161H10ZM9 163V164H10ZM21 162H19L18 165L21 166V164H23ZM218 163V162H217ZM6 164H8L6 162ZM156 165H147L146 167H148L147 169H144L143 173H145L146 175V178H147V174L150 176H156L157 179L156 180H159L158 182H169V181H174L175 178L178 179L177 175L174 176L173 174L169 176H167L165 174V171L160 168V166L158 165V162L155 163ZM161 164V162H160ZM18 165H15V167H19ZM162 165V164H161ZM1 166V165H0ZM13 166V164H12ZM24 166V165H23ZM163 166V165H162ZM7 167V166H6ZM164 167V166H163ZM14 168V167H13ZM21 168V167H19ZM29 168V169H28ZM28 168H24L22 170H24L27 174L29 172H36L35 170L31 169V167H28ZM250 168V165L249 164H243L242 166H238L236 164H233V163H228L227 165L225 166H215L214 168H211L210 170L211 171H215L216 172V175H217V179L218 181H210L211 183V186L213 187H222L223 183L226 181L227 182H231V183H234V184H238V187L237 186H232L231 188H242L245 190V188H249V189H256L258 190L259 192H264V177H261L259 174H256V175H253V176H250L249 178H247L245 181L243 182H239L240 179H242V177L240 175H238L239 171H248ZM16 170V169H15ZM50 171L52 172H55V169L53 167H51L49 169ZM78 170V169H76ZM174 170V169H172ZM177 170V169H176ZM178 171V170H177ZM210 171V172H211ZM12 172V170H11ZM69 172V170H68ZM71 172V171H70ZM69 172V173H70ZM102 172V171H101ZM173 172V171H172ZM188 172V171H186ZM37 173V172H36ZM57 173V172H56ZM68 174L66 171L64 172V174ZM84 172L82 171H77L76 175H77V178H81V179H84V181H81V182H85L87 181L85 175H83ZM207 172L205 171V174ZM14 174V172H13ZM103 174V172H102ZM176 174V173H175ZM180 174V173H179ZM188 174V173H187ZM202 174V173H201ZM209 174V173H208ZM26 175V174H25ZM31 175V174H30ZM75 175V171H74V174ZM75 175V176H76ZM133 175V174H132ZM144 175V174H143ZM142 175V176H143ZM144 175V176H145ZM189 175V174H188ZM210 175V174H209ZM208 175V176H209ZM37 175H33L31 178H36ZM64 176V175H62ZM141 176V177H142ZM143 176V177H144ZM163 176H166V177H163ZM14 177V176H13ZM30 177V176H29ZM42 176L38 175V178L41 179L42 181ZM69 177L70 180H72L71 178V173H70V176H67ZM98 177V176H97ZM141 177H138L136 175H134V177H131L133 178L136 182L133 183V184H136L138 183L137 185L139 186V190L143 193L142 195H136V196H133V194L129 191H124L122 189H118L116 187H113L111 193H103L101 194L102 191H100L99 189H103L105 188L106 186H111V185H107L106 183L104 182H98L97 180L99 179H95V178H92L91 180H96V181H93L92 185L91 186H96V187H91V186H86V185H80V184H75L73 181H77V178L76 180L73 179V181H68V180H65L63 179V177L61 176H57V179L55 178V184L54 185H51V182L46 178V180L43 179L42 181V184H39L38 186L40 187H34V191L30 190L29 194L30 195H33V196H41L37 193V190L40 189V192L43 193V196H45L46 194H51L52 193H55L57 191H59V193L61 192L62 194V198L60 199H56V201H54L52 204L50 203H47L46 205H43V204H40L43 200H40L39 198L34 202V204H31L29 207H34L32 210H28L26 209L25 207V203L24 205H19V203H22L20 202L16 197L14 199H16L17 201H15L14 203L10 201V205L13 203L14 206H17V207H22V209L25 208V210H21L19 208L16 209V208H11L9 209V211H7V208L5 207H2V210H1V214H0V219H6L7 216H11V217H16V218H21V217H26L27 219H29L27 222H24V221H21L20 219L15 221V223L11 224V225H5V223H1L0 224V227H3V231H7V229H9L10 227H24L25 229H31V228H35V229H38L40 231H44L46 232V230L49 229L50 230H56V231H61L60 228H66L68 232V229H72V230H75V228H77V226L75 227H67L69 225V222H65V221H61V220H58L59 217H65L64 219H68L66 217L67 216H70L71 214H74V215H71L72 217H79L81 215H88V217H91L93 216V212L94 211H100L98 214L95 213L96 215H99L101 217H103L104 215H107V218H103L102 220H104L106 222V224H110V227L108 226L107 227V230L108 231H111L117 235H122V236H126L129 235L133 232V234H140L141 235V232H143L142 230L134 227V226H123L122 225V222L123 221H126L127 223H131L132 225H135V223H138L140 225H142L143 227H147V226H153V225H158V226H161L159 228H162L163 231L165 230H171V228H174V227H167L169 225H178V227H175L173 230L174 232H172V235H176L178 233H182V232H179L180 230H184L185 228H187V230H193L195 228L193 227H201V222H207L209 221V225L205 226L204 228L207 229L208 231H215L219 237H222V238H209V237H205V236H202V235H198V234H195L194 239H192L189 243L191 244L190 245V249L191 247H198V242H195L196 239L198 237L202 238L201 240V244H205V245H208L212 243H217L221 240H223V238H228L226 237L224 234H222L223 232H227V231H231V233L233 231H238L239 232V235H237V239L239 241H242V242H246V245H256V244H253L252 242H249V240H251L253 238V236L255 235H264V227H233V224H235L236 222L235 221H229V220H223L225 219L224 218H221V219H217L215 218L214 216H211L210 214V217L209 215L205 214L206 211H204L205 215H207V217L204 216V214H199V212H202L203 209L202 208V205L199 201L195 200H191L189 199L188 201L191 202V206L188 207L186 210L183 209V207H181L178 203L176 205H172L169 203V201L167 203H164L163 201H167V198L165 199V197L162 195V192L158 195V193H156V190H151L149 189L150 186L145 182H139V178ZM148 177V178H149ZM205 177H207L205 175ZM209 177H212V176H209ZM223 178L222 180H220V178ZM16 178V177H15ZM186 178V177H185ZM1 179V178H0ZM80 179V180H81ZM152 179H155V178H152ZM191 179H193V177H191ZM209 179V178H207ZM4 180V178L2 180H0V187H2L1 183L2 181ZM60 181H65L68 183V185H65V184H62L60 183L59 184V187H58V182ZM143 180V179H142ZM146 180V179H145ZM155 180V182H156ZM180 180V179H179ZM187 180V179H186ZM37 181V180H35ZM201 181V180H200ZM203 181V180H202ZM149 182V181H148ZM15 183V184H14ZM14 185L17 184V182L14 180ZM24 183V182H23ZM26 183V181H25ZM32 183V182H31ZM129 183V182H128ZM205 183V182H203ZM250 183V184H249ZM171 184V183H170ZM206 184V183H205ZM5 187H7V190H10L8 192H11L13 193L14 195L12 196H15V188L14 187H8L6 183L3 184ZM74 185H76V187H74ZM243 185H246V186H243ZM3 186V187H4ZM25 186V189H24V192L25 190H29L27 188L28 185H24ZM161 187H159L161 189V191H164V190H170L171 188H173L174 186H169L168 184H163V185H160ZM16 187V186H15ZM57 187H58V190H57ZM63 188V189H60V188ZM152 187V186H151ZM20 188V187H19ZM22 188V187H21ZM157 188V187H156ZM239 188V189H240ZM4 189V188H3ZM115 189H118V191L122 192L120 194H123L122 196L120 197H116L115 195H113L114 193V190ZM154 189V188H153ZM21 191L23 189H20ZM3 191V190H2ZM159 191V190H158ZM27 193V192H25ZM27 195V194H25ZM56 195V194H55ZM54 195V196H55ZM209 197L210 198H213V200L209 201H201V202H204L203 205H208V204H211L213 202H215L214 200H217V204L220 203V200H223V199H229L228 197H222V196H212L208 193ZM224 195L226 196V193H224ZM28 196V195H27ZM167 197V196H166ZM238 197V196H236ZM21 198V197H20ZM19 198V199H20ZM36 198V197H35ZM41 198V197H40ZM144 198V199H143ZM186 198V197H185ZM183 198V199H185ZM239 198V197H238ZM255 198V197H254ZM46 199V198H45ZM51 199V198H49ZM170 199V198H169ZM168 199V200H169ZM177 199V198H175ZM182 199V200H183ZM97 201V202H94ZM186 200V199H185ZM257 200V199H256ZM264 200V199H263ZM262 200V201H263ZM175 201V200H174ZM180 201V200H179ZM47 202V201H46ZM29 203V202H28ZM26 203V204H28ZM33 203V202H32ZM169 203V204H168ZM9 205V206H10ZM66 205V206H65ZM70 205V206H69ZM155 205L158 207V209L155 208ZM160 205H164V206H160ZM214 205V204H213ZM227 205H229L227 203ZM237 205V203L235 204ZM264 205V204H263ZM231 206V205H229ZM113 207H116V211L114 209V211H105V209L107 208H113ZM117 207H121L120 208H117ZM195 207V208H194ZM30 209V208H29ZM90 209H92V211H89ZM203 209V210H202ZM208 209V208H207ZM70 210H78V211H82V212H85L86 213H82V214H79V212H72L70 214H67L68 211ZM162 210V211H160ZM178 210V211H177ZM184 210V211H183ZM202 210V211H201ZM214 210V209H213ZM5 211H7L5 213ZM164 211V212H163ZM264 211V210H263ZM16 212V213H15ZM213 212V211H212ZM261 212V211H260ZM215 213V212H214ZM264 213V212H262ZM261 213V214H262ZM46 215L48 214L46 217H52V218H49V219H44L41 218L39 216L41 215ZM152 214L155 216L152 217ZM62 215V216H60ZM217 215V214H216ZM34 217V218H33ZM83 217V216H81ZM87 217V216H86ZM234 217H231V219H233ZM256 218V217H255ZM32 219V220H31ZM40 219V220H38ZM77 219H81V218H77ZM90 220V219H96V218H87V220ZM69 220H72V219H69ZM76 220V219H75ZM98 220V219H97ZM101 220V219H100ZM245 220V218H244ZM261 220V219H260ZM243 221V220H242ZM263 221V220H261ZM1 222V220H0ZM88 222V221H87ZM112 222L114 223H118V225H115L113 224ZM264 222V221H263ZM11 223V222H10ZM71 223V222H70ZM89 223V222H88ZM197 223V224H196ZM200 223V224H199ZM239 223V222H238ZM244 223V222H243ZM78 224V223H77ZM244 224H247L244 223ZM243 224V225H244ZM256 224V223H255ZM83 225V224H82ZM85 225V224H84ZM144 225H147V226H144ZM263 225V224H262ZM165 226V227H163ZM227 226H230V227H227ZM232 226V227H231ZM257 226H259V224H257ZM82 226L80 225V223L78 224V228ZM106 227V226H105ZM128 227V228H127ZM77 228V229H78ZM228 228H235V229H228ZM178 229V230H177ZM202 229V228H201ZM18 230V229H17ZM34 230V229H33ZM31 230V231H33ZM89 230V229H88ZM91 230V229H90ZM100 230V228H99ZM177 230V231H176ZM24 231V230H23ZM35 231V230H34ZM37 231V230H36ZM35 231V232H36ZM47 231V232H49ZM64 231V230H63ZM77 231V230H76ZM17 232V231H16ZM19 232V230H18ZM17 232V233H18ZM28 232V231H27ZM39 232V231H38ZM84 232V231H83ZM101 232V231H99ZM130 232V233H129ZM189 232H193V231H189ZM14 233V232H13ZM20 233H23L20 231ZM29 233V232H28ZM41 233V232H40ZM43 233V232H42ZM54 233H57V232H54ZM80 233V232H79ZM85 233V232H84ZM91 233V232H90ZM89 233V234H90ZM97 233V232H96ZM24 234V233H23ZM33 234V233H31ZM64 233L62 232V235ZM67 234V233H66ZM73 234V233H72ZM76 234V233H75ZM92 234V233H91ZM127 234V235H126ZM13 235V234H12ZM18 235V234H17ZM16 235V236H17ZM21 235V234H20ZM30 235V234H29ZM28 235V236H29ZM36 235V234H35ZM94 235V234H93ZM100 235V234H99ZM101 236V235H100ZM13 237V236H12ZM15 237V236H14ZM39 237V236H38ZM67 237V235L65 236ZM78 237V236H77ZM86 238V236H84ZM99 238V236H97ZM96 237V239H97ZM137 237V236H136ZM191 237V236H190ZM63 238H64V235H63ZM76 238V237H75ZM83 238V239H85ZM93 238V237H92ZM103 238V237H102ZM129 238V237H128ZM127 238V239H128ZM157 238V237H156ZM235 238V239H236ZM17 239V237H16ZM15 239V240H16ZM35 239V238H34ZM67 239V238H66ZM78 239V238H77ZM80 239V237H79ZM95 239V237H94ZM111 239V238H110ZM110 239L108 238L109 242H110ZM132 239V238H131ZM135 239V238H134ZM74 240V239H73ZM87 240V239H86ZM93 240V239H92ZM113 240V239H112ZM115 240V239H114ZM155 240V239H154ZM262 240H264V238H262ZM14 241V239H13ZM40 241V240H39ZM38 241V242H39ZM80 241V240H78ZM122 241V240H121ZM125 241V240H124ZM130 241V240H129ZM134 241V240H133ZM138 241V240H137ZM146 241V240H145ZM143 241V242H145ZM148 241V240H147ZM95 242V241H94ZM93 242V243H94ZM106 242V241H105ZM132 242V241H131ZM160 242V241H159ZM173 242V241H172ZM176 242V241H174ZM73 243V242H72ZM83 243V241H82ZM100 243V242H99ZM98 243V244H99ZM112 243V242H111ZM120 243V242H118ZM117 243V244H118ZM127 243V242H126ZM129 243V242H128ZM146 243V242H145ZM152 243V242H150ZM150 243H149V246H150ZM157 243V242H156ZM100 244H103V243H100ZM107 244V243H106ZM115 244V243H114ZM115 244V245H117ZM121 244V243H120ZM135 244V243H134ZM138 244V242H137ZM141 244V243H140ZM144 244V243H143ZM148 244V243H147ZM175 244V243H174ZM74 245V243H73ZM81 245V244H80ZM88 245V244H87ZM92 245V244H91ZM90 245V246H91ZM107 245H110V244H107ZM114 245V246H115ZM218 245V244H217ZM44 246V245H43ZM82 246V245H81ZM96 246V245H95ZM141 246V245H140ZM146 246V245H145ZM153 246H155L153 244ZM157 246V245H156ZM184 246V245H183ZM186 246L188 247L189 245L186 244ZM185 246V248H186ZM207 246V247H208ZM216 246V245H215ZM75 247V246H74ZM72 246V248H74ZM147 247V246H146ZM245 247H252V248H255L257 249L256 247L254 246H245ZM243 247V249L245 248ZM82 248V247H81ZM96 248V247H94ZM115 248V247H114ZM113 248V249H114ZM164 248V247H163ZM178 248V247H177ZM183 248V247H182ZM181 248V250H182ZM186 248L187 251H189L190 249ZM199 249H201L200 247H198ZM204 248V247H202ZM212 248V247H211ZM216 248V247H215ZM251 248V249H252ZM260 248V247H259ZM98 250V248H96ZM95 249V250H96ZM155 249V248H154ZM152 249V250H154ZM158 249V248H157ZM176 249V248H175ZM210 249V248H208ZM213 250H216L217 251V248L214 249V247L212 248ZM254 254H257V252L251 250ZM254 249V250H255ZM167 250V249H166ZM192 250V249H191ZM198 250V249H197ZM196 250V251H197ZM219 250V249H218ZM221 250V249H220ZM258 250V249H257ZM91 251V250H90ZM100 251V250H99ZM103 251V250H102ZM110 251V250H108ZM113 251V250H112ZM165 251V250H163ZM168 251V250H167ZM180 252V250H178ZM185 251V253L187 252ZM201 251V250H200ZM205 251V250H204ZM83 252H84V249H83ZM86 252V251H85ZM107 252V251H106ZM169 252V251H168ZM191 253V251H189ZM199 252V251H198ZM197 252V253H198ZM207 252V251H206ZM212 252V251H211ZM259 252V250H258ZM82 253V252H80ZM96 253V252H95ZM136 253V252H135ZM164 253V252H163ZM182 253V252H181ZM180 253V254H181ZM188 253V254H190ZM193 253V252H192ZM196 254V252H194ZM200 253V252H199ZM203 253V252H202ZM244 253V252H243ZM64 254V253H63ZM62 254V255H63ZM83 254V253H82ZM87 254V253H86ZM97 254V253H96ZM156 254V253H155ZM170 255H172L171 253H168ZM167 254V255H168ZM180 254H177V251H176V257L177 255H180ZM206 254V253H204ZM203 254V255H204ZM210 254V252H209ZM239 254H242V253H238V256ZM89 255V254H88ZM100 255V254H98ZM103 255V254H102ZM104 255H108L107 254H104ZM152 255V254H151ZM162 255V254H161ZM169 255V257H170ZM187 255V254H186ZM185 255V256H186ZM191 255V254H190ZM189 255V256H190ZM194 254H192V258L195 256H193ZM199 255V254H197ZM202 255V254H201ZM245 255V254H243ZM242 255V257H243ZM263 255V254H262ZM5 256V255H3ZM59 256V255H58ZM56 256V257H58ZM92 256V255H91ZM150 256V255H149ZM155 256V255H154ZM183 256V258L185 257ZM84 257V256H83ZM87 257V256H86ZM101 257V256H100ZM141 257V256H140ZM179 257V256H178ZM187 257V256H186ZM197 257V256H196ZM236 257H237V254H236ZM256 257V256H255ZM258 257V256H257ZM78 258V257H77ZM91 258V257H90ZM99 258V257H98ZM104 258V257H103ZM114 257H112L113 259ZM142 258V257H141ZM152 258V257H151ZM181 258V257H180ZM182 258V259H183ZM190 258V257H189ZM188 260V258H185ZM244 259L245 261H249V262H252L254 259V257H248V256H244ZM256 259V258H255ZM36 259H34V262ZM95 260V259H94ZM111 260V259H110ZM114 260V259H113ZM118 260V258H117ZM144 260V259H143ZM154 260V259H152ZM164 260V259H163ZM178 260V259H177ZM197 260V259H196ZM49 261V260H48ZM54 261V260H53ZM59 261V260H58ZM97 261V260H96ZM160 261V260H158ZM191 261V259H190ZM34 262H32L31 264H33ZM39 259H38V262L39 263ZM42 262V261H41ZM45 262V261H44ZM52 262V261H51ZM114 262V261H112ZM117 262V261H116ZM124 262V261H123ZM172 262V260L170 261ZM182 262V260H181ZM185 262V261H184ZM194 262V261H193ZM192 262V263H193ZM198 262V260H197ZM238 262V261H237ZM125 263V262H124ZM158 263V262H157ZM165 263V262H164ZM162 263V264H164ZM168 263V262H167ZM183 263V262H182ZM191 263V262H190ZM230 263V262H229ZM36 264V263H34ZM40 264V263H39ZM53 264H56L53 262ZM100 264H102V261L100 262ZM112 264V263H111ZM169 264V263H168ZM171 264V263H170ZM195 264V263H194ZM197 264V263H196Z\"/></svg>",
  "mask_w": 264,
  "mask_h": 264
}]
</instances>
